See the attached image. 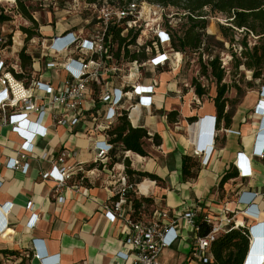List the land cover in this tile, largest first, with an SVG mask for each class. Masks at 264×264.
Instances as JSON below:
<instances>
[{
  "label": "crops",
  "instance_id": "1",
  "mask_svg": "<svg viewBox=\"0 0 264 264\" xmlns=\"http://www.w3.org/2000/svg\"><path fill=\"white\" fill-rule=\"evenodd\" d=\"M70 27L56 26L53 29L51 25H40V32L43 38H49ZM23 45L24 40L17 35L13 64L20 68L18 53ZM7 51L10 52L9 49ZM27 52L38 55V51ZM180 68H149L136 82L137 85L146 86L151 85L153 79L157 81L151 94V108L140 107L134 114L132 112L131 117L132 125L145 127L151 137L145 147L148 155L142 156L141 162H136L128 152L125 156L130 157L132 168L156 174L160 179L148 184L145 194L139 184L150 178L135 176L134 182H130L134 186L129 197L151 198V203L141 200L143 216L147 218L156 217L161 209L180 214L195 208L201 215L218 214L225 206L243 209L245 207L237 203L240 193L244 198L256 196L259 218L238 214L251 227L264 219V157L253 154L258 128V117L254 110L264 85L248 92L230 126H225L222 121L218 128L209 132L206 131L207 120L217 114L213 100L216 93L200 97L192 86L188 87L191 83H187V79L181 85L178 78ZM171 75L174 79L166 81L167 76ZM29 76L33 81L40 80L58 88L67 74L61 68L49 69L42 59L34 62ZM107 78L112 86H121L119 77L114 75ZM165 82L167 90L163 87ZM96 96L89 94L82 105L80 122L73 127H54V113L69 114L59 106L47 111L39 122L47 126L49 132L44 138L30 139L35 149L33 156L29 155L25 160L29 163L27 171L21 167L11 168L8 164L10 159L18 156L24 137L14 132L8 123H3L0 114V208L6 203L7 207H12L10 212L3 214L7 225L0 230V264H19L23 260L28 264H43L44 258L50 260L49 264H134L132 247L126 240L128 225L120 219L112 222L106 216L117 200L119 185L116 183L125 165L117 162L108 166L97 159L95 143L105 136L103 127L107 106ZM170 111L177 113L173 121L168 119ZM12 112L9 109L7 114ZM29 117L37 120L38 114L32 113ZM191 117L196 121L191 123ZM196 123H200V127L192 135L191 127ZM229 128L234 131L226 132ZM235 131H240V135ZM154 133L161 136L160 145L153 142ZM201 142H205L203 155L193 156L194 145ZM208 145L207 162L202 164ZM64 149L71 152L65 159L66 165L80 166L83 171H76L67 185L57 192L55 182L42 174L59 163L58 158ZM44 152L47 153L46 158L35 156ZM184 155L198 162V176L195 179L185 180L182 176ZM242 155L246 157L251 170L248 177L239 176L238 166H241ZM121 156L122 151L118 150L116 158ZM227 171H233L237 176L221 184ZM59 195L65 197L64 202L58 200ZM32 214H36V224L30 228L27 223ZM126 215L133 214L130 211ZM181 230L183 237L174 246L163 250L159 257L160 264H199L191 254L194 242L192 229L183 226ZM39 252L40 258L36 256ZM119 252L130 256L125 258Z\"/></svg>",
  "mask_w": 264,
  "mask_h": 264
},
{
  "label": "built area",
  "instance_id": "2",
  "mask_svg": "<svg viewBox=\"0 0 264 264\" xmlns=\"http://www.w3.org/2000/svg\"><path fill=\"white\" fill-rule=\"evenodd\" d=\"M139 3L149 4V10L153 8L154 16L163 17V21L158 25L156 31L158 35L152 36L147 41L142 40L143 28L142 24H138L143 15ZM16 4L17 0H0V8L5 13L12 12L11 10ZM89 5L94 8V14L86 24H72L70 29H65L49 38L36 36L30 39L32 43H39V40H41L38 55L33 56L32 65L36 60L44 59L49 69L61 68L66 72L67 76L60 82L58 88L40 80L32 81L30 85H27L23 79L16 76L15 72L20 73L23 70L18 65L15 66L13 61H8L11 57H14L15 51L13 52V50L17 44V31L10 36L12 39L10 47L0 49V114H2L3 123H8L12 130L20 136L27 137L18 151V156L10 159L8 164L11 168L21 167L25 171L29 169V163L25 160H28L29 155L33 156L32 152L35 149L34 143L30 139L33 136L44 138L48 135V127L39 122V120L44 119L48 110L53 111L57 105L64 112L69 113H54L52 115L54 127L57 125L73 127L80 122L82 105L88 100L89 94H96V99L107 106L103 127L105 136L104 139L95 143L97 159L106 165L114 149V144L109 140L106 130L115 124L119 113L123 109L126 110L131 121L132 112L135 108L145 107L149 109L152 106L151 94L157 86V81L153 79L151 85H137V80L142 76L141 69L152 68L157 70L162 68V65H168L171 69H175L179 68L183 62V55L171 48V37L163 27L164 17H170L168 8L160 4L140 0H133L126 6L110 3L106 0L91 2ZM123 19H127V27L122 35H125L130 28H140L141 33L136 45L152 42L154 51H152V46H147L146 52L149 55L147 60L143 62L128 61L123 57L118 59L115 56L117 46L113 44L111 29ZM5 23L0 24V43L6 42L9 38L10 33L5 34ZM25 36L27 37L26 34ZM136 45H130L129 48L134 49L137 47ZM8 49L10 50L9 53L6 51ZM223 65L226 66L224 60ZM114 75L119 77L122 82L121 86L115 87L109 83L107 76ZM188 87H191V85ZM40 93L43 96H39ZM38 100L42 102L39 103ZM9 109H12L13 112L7 114ZM32 113L38 114L37 120L30 119L29 116ZM254 114L258 117V128L253 154L264 157V86L261 88L260 98ZM207 121L208 130L206 131L210 132L212 129L217 128L216 116L209 118ZM232 131L234 130L226 129V132ZM235 132L240 135V131ZM204 143L194 145L193 156L203 155L202 147ZM209 148V145L205 147L202 164L207 162L206 156L209 153ZM70 155L71 152L64 149L58 158L59 163L54 165L50 171L42 174L44 178H49L55 182L57 192L67 185L68 180L73 177L76 171H83L80 166L66 165L65 159ZM35 156L46 158L47 153L44 152ZM241 159V166H238L239 176L248 177L251 175V170L247 159L243 155ZM80 179H83V177ZM116 184L119 185L116 194L118 197L113 206L106 212V216L112 222L120 219L128 225L129 231L126 240L132 247L134 264H160L159 257L163 250L174 246L183 237L181 230L183 226L190 227L194 233L192 257L199 264H209L213 260L210 251L211 244L220 234L231 228L247 227L249 231L246 221L240 219L238 214L256 217L257 212H259L256 205L251 206V198H244L243 193H240L237 197V203L245 207L243 209L240 207L230 209L225 206L219 211L220 213L213 215H201L199 210L195 208L188 209L180 214L169 209H161L156 217L144 218L141 207L136 210L129 197V193L134 186L130 183L129 177L122 172ZM58 200L64 202L65 197L59 195ZM32 207L33 205L30 206V208ZM11 208V206L7 207V203L1 206L0 230L7 225L3 214L4 212H10ZM130 211L133 215L127 216L126 214ZM35 215L32 214L27 223L30 228H33L36 224V221H34L36 220ZM201 221L210 227L206 235L200 234ZM119 254L125 258L130 256L124 252H119ZM36 256L40 258L41 253H36ZM43 262L49 264L50 260L44 258Z\"/></svg>",
  "mask_w": 264,
  "mask_h": 264
},
{
  "label": "trees",
  "instance_id": "3",
  "mask_svg": "<svg viewBox=\"0 0 264 264\" xmlns=\"http://www.w3.org/2000/svg\"><path fill=\"white\" fill-rule=\"evenodd\" d=\"M25 0H17V4L13 9H16L18 14L25 16L27 19L21 17L19 25H28L29 21L32 26H23L22 30L27 35V40L33 37L40 36L38 32V22L32 15L30 6L27 5ZM104 0H88V2H103ZM110 3H117L126 6L133 0H106ZM149 3H156L163 5L170 11L174 10L175 18L180 23L178 26L181 29L177 31L172 24V20L167 16L164 17L163 27L171 37V48L180 52L183 55V62L187 61V50L198 54V64L202 75L206 76L211 74L217 82L216 95L214 97V104L216 107V127H219L220 122H224L225 126H230L233 121L234 110L233 103L236 99H231L227 96L230 85L224 82L226 72L229 73L230 69L223 65L221 57L211 54L205 49V29L209 26L206 9L209 11L220 12L227 16V22L230 25H220V30L224 37L229 38L228 50L231 51V61L234 59L233 65L238 69L240 65H245L249 70L253 71V79L264 78V42L256 43L253 47H249L245 40L238 42L234 36L229 35L228 30L236 29L246 35L252 34L253 36L264 37V0H140ZM12 9V10H13ZM11 10V11H12ZM12 16L5 13L0 8V24L12 21ZM126 20L123 19L112 27V40L113 44L117 46L115 56L120 59L123 57L125 60L143 62L149 58L146 52L147 46H152V42H147L142 45H136L140 28H130L125 35H122L126 29ZM82 25V24H81ZM6 42L0 43V49L10 47L11 34ZM239 44V45H238ZM130 45H136L134 49L129 48ZM239 46V52L238 47ZM152 51L154 47L152 46ZM27 47L23 46L19 51L18 56L20 59V66L23 72L16 73L19 79H23L25 75H29L33 63V55L27 52ZM206 57V58H205ZM9 60L8 62H11ZM183 66V65H182ZM24 80V79H23ZM251 85V82H249ZM191 86L194 88L195 93L202 97L207 93L206 87L197 78L191 81ZM240 92L241 88L238 85H233ZM227 106H230L227 108ZM135 111V110H134ZM168 119L175 120L177 113L175 111L168 112ZM191 123L195 122V118H190ZM109 140L114 144V149L111 153L112 166L114 163L120 162L125 165V174L129 177L130 182H134L135 176L148 177L150 180L139 184V187L144 183L154 184V180L160 178L153 173L139 171L131 167L130 160L125 153L133 157L136 162L143 160L142 156H147L148 152L145 149L147 140L151 137L148 129L138 125L133 126L126 110H122L117 116L116 122L113 126L106 130ZM153 142L160 145L162 138L158 133L152 135ZM122 151V156L116 158L117 151ZM137 153V154H135ZM182 176L185 180L195 179L198 176V162L189 155H184L182 158ZM237 173L227 171L221 179V184H224L229 179L236 177ZM141 191L145 193V189L140 187ZM131 193V192H130ZM146 194V193H145ZM151 203V198L131 197L133 206L136 210L140 209L142 200ZM200 234L206 235L210 227L203 221L200 222ZM254 239L252 238V245ZM250 238L248 228L235 229L231 228L226 232L220 234L211 244L210 251L213 255V260L209 264H243L249 250ZM4 253H8L5 251ZM253 255L250 254L246 264L251 260ZM19 264H28L25 260Z\"/></svg>",
  "mask_w": 264,
  "mask_h": 264
},
{
  "label": "rangeland",
  "instance_id": "4",
  "mask_svg": "<svg viewBox=\"0 0 264 264\" xmlns=\"http://www.w3.org/2000/svg\"><path fill=\"white\" fill-rule=\"evenodd\" d=\"M105 1V0H104ZM27 5L30 6V10L32 12L33 17L38 22V32L41 37L42 33L40 32V25H51L54 29L56 26L59 28H65L68 27L71 24L75 25H81L86 24L90 18L93 17L94 14V8H91L89 4L91 2H88V0H25L24 1ZM89 3V4H88ZM140 11L143 13L142 17L140 18V22L138 24H142L143 28V37L142 40H150L152 36L158 35L156 33L158 29V25L161 24L163 21V17L161 18L159 16H154L153 14V8L152 10H149V4L147 3H139ZM154 6V5H153ZM206 16L209 23V26L205 29V49L211 54L217 55L221 57L224 62H226V66L230 69V72L225 74L224 82L230 85V88L227 92V96L231 99H236V101L233 103V110L234 113H236L238 107H241L245 96L248 94L249 91L258 89L262 85H264V78L260 79H253L252 74L253 71L249 70L245 65H240L238 69H235L233 62L234 59L231 61V55L228 49V41L229 38L224 37L223 33L220 30V25L227 26L230 25L229 22H227V16L220 12H214L209 11L206 9ZM7 14L12 16V21H8L5 23V30L6 35L7 34H13L17 31V35L21 38V40H24V46L27 47L28 51L31 52H37L39 49V43H32L30 40H27L25 36V32L22 30L23 26H32L33 24L29 21L28 25H19L18 23L21 19V14H18L16 9H13L12 12H8ZM168 15L170 16V20H172L173 26L177 29V31L180 32L178 20L175 18V12L174 10L168 12ZM25 19H27L25 16L21 15ZM95 17V15H94ZM29 20V19H27ZM22 33H19V32ZM45 32V29H43ZM230 37L234 36V39L238 42H241L242 40H245L249 47H253L256 43L264 42V37L259 38V36H253L252 34L246 35V33H242L240 31H237L236 29L228 30ZM16 35V36H17ZM148 38V39H147ZM11 39V38H10ZM12 41V39H11ZM239 45V44H238ZM238 52H239V46ZM166 48V46H165ZM7 51V50H6ZM8 52V51H7ZM198 54H195L191 51L187 50V61L185 63H182L180 65V73L178 75L179 83L182 85L183 80L187 79V83H191L193 79H198L202 84L205 85L207 93L205 95L209 96L210 94H215L217 89V82L213 75L208 74L206 76L202 75L200 71V66L198 64ZM206 58V57H205ZM12 61L15 59L11 57ZM20 62V60H19ZM183 65V66H182ZM162 69L167 70L168 65H162ZM146 68H142L140 73L141 75H144L147 73ZM264 73V69H263ZM24 81L27 85H30L32 83V78L29 75L24 76ZM174 76H167V80H173ZM251 82V85L249 84ZM238 85L241 90L240 92H237V89L233 87V85ZM166 90L168 89L167 83L165 82L163 86ZM230 107V106H229ZM135 110H138V108H135ZM252 111V110H251ZM250 111V112H251ZM134 114V111H133ZM132 114V115H133ZM197 127H200V123L193 125L191 127L192 135L195 133V129ZM249 143V141H247ZM130 158V157H129ZM111 162V160H110ZM131 166L133 167L132 161H130ZM109 165V161L107 163ZM125 173V171H123ZM148 184H143L140 187H147ZM149 187H152L149 185ZM147 213H150L148 211ZM262 254V253H261ZM257 255H253L252 260H255L257 258Z\"/></svg>",
  "mask_w": 264,
  "mask_h": 264
},
{
  "label": "water",
  "instance_id": "5",
  "mask_svg": "<svg viewBox=\"0 0 264 264\" xmlns=\"http://www.w3.org/2000/svg\"><path fill=\"white\" fill-rule=\"evenodd\" d=\"M249 238H250L249 250L245 258L244 264H246L250 254L257 255L264 253V219L259 220L255 225L249 227ZM252 238L254 239L253 245L251 244ZM259 261L262 262V260L260 259L258 260V262Z\"/></svg>",
  "mask_w": 264,
  "mask_h": 264
},
{
  "label": "bare ground",
  "instance_id": "6",
  "mask_svg": "<svg viewBox=\"0 0 264 264\" xmlns=\"http://www.w3.org/2000/svg\"><path fill=\"white\" fill-rule=\"evenodd\" d=\"M135 110V109H134ZM133 110V111H134ZM255 139H256V137H255ZM146 181H148V180H146ZM262 260V262L264 261V253H262V254H260V255H258L257 256V258L255 259V260H252V258H251V260L247 263V264H264V262L262 263V262H258V260ZM258 262V263H257ZM244 264V263H243Z\"/></svg>",
  "mask_w": 264,
  "mask_h": 264
},
{
  "label": "clouds",
  "instance_id": "7",
  "mask_svg": "<svg viewBox=\"0 0 264 264\" xmlns=\"http://www.w3.org/2000/svg\"><path fill=\"white\" fill-rule=\"evenodd\" d=\"M23 137V136H22ZM32 139H34L35 138V136H33V137H31ZM24 139H27V137H24ZM251 198V206H253V205H256L257 206V203L255 202V199H256V196H252V197H250ZM258 211H259V209H258ZM259 212H258V214H257V216H256V218L258 219L259 217ZM255 217V216H254ZM43 264H45V263H43Z\"/></svg>",
  "mask_w": 264,
  "mask_h": 264
}]
</instances>
